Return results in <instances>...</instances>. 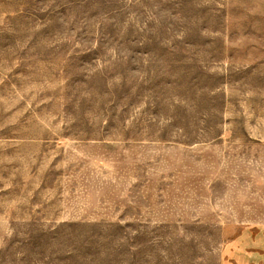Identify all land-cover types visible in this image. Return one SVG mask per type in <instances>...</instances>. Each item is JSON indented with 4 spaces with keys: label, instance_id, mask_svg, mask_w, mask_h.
Returning <instances> with one entry per match:
<instances>
[{
    "label": "rangeland",
    "instance_id": "374dc122",
    "mask_svg": "<svg viewBox=\"0 0 264 264\" xmlns=\"http://www.w3.org/2000/svg\"><path fill=\"white\" fill-rule=\"evenodd\" d=\"M264 228V0H0V264H219Z\"/></svg>",
    "mask_w": 264,
    "mask_h": 264
},
{
    "label": "crops",
    "instance_id": "0c3cea01",
    "mask_svg": "<svg viewBox=\"0 0 264 264\" xmlns=\"http://www.w3.org/2000/svg\"><path fill=\"white\" fill-rule=\"evenodd\" d=\"M219 264H264V228L243 227L221 252Z\"/></svg>",
    "mask_w": 264,
    "mask_h": 264
}]
</instances>
